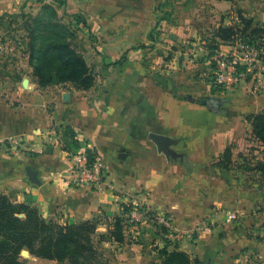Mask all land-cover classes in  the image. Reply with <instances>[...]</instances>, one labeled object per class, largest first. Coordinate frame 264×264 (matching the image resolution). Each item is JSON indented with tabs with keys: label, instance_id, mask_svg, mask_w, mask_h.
<instances>
[{
	"label": "crops",
	"instance_id": "obj_1",
	"mask_svg": "<svg viewBox=\"0 0 264 264\" xmlns=\"http://www.w3.org/2000/svg\"><path fill=\"white\" fill-rule=\"evenodd\" d=\"M30 1L0 0V15L19 11L24 2L28 7ZM259 1L262 7H258ZM77 2L79 8L89 6L88 0ZM214 2L224 9L238 4L237 13L251 18V27L264 24V0ZM220 24L230 25L222 17L214 27ZM134 51L140 52L129 50L118 56L104 50L93 55L117 64L104 69V78H95L86 90L69 85L39 87L28 77L17 84L14 75L2 80L0 73V140L12 138L20 143L17 152H0V194L14 203L29 199L43 218L61 224L93 217L107 223L132 200L164 215L181 231L215 221L210 234L198 232L178 241L179 249L196 259V264H264V212L247 213L256 203L264 202V190L236 178L242 109L226 119L200 102L206 97H222L223 90L212 94L213 55L203 50L200 64L207 68L187 83L168 79V69L148 70L142 64L143 54ZM80 53L87 62L89 52ZM235 94L240 95V90ZM263 103L264 93L247 108L264 109ZM217 108L230 111L224 102ZM256 110L249 114L261 113ZM227 147L230 164L220 167L216 163ZM79 150L102 157L106 175L101 183H69L71 155ZM27 166L37 171L39 185L29 181ZM233 208L239 211L238 218L225 222L226 211ZM106 223L98 226V232L107 231ZM138 234L128 228L123 243L106 244L123 254L130 252L131 264H144L148 247L137 242ZM128 237L134 241L129 243ZM27 255L23 264H57ZM105 264H111L110 260Z\"/></svg>",
	"mask_w": 264,
	"mask_h": 264
},
{
	"label": "rangeland",
	"instance_id": "obj_2",
	"mask_svg": "<svg viewBox=\"0 0 264 264\" xmlns=\"http://www.w3.org/2000/svg\"><path fill=\"white\" fill-rule=\"evenodd\" d=\"M44 4L55 9L56 19L64 24L67 30V42L78 52L85 50L89 52L87 63L96 79L102 80L104 69L110 68L112 64L116 65L117 62H106L104 58L100 59L93 55L109 50L118 56L121 54L124 56L129 50H138L140 52L134 51V53L143 54L142 64L148 70L168 69L170 75L168 79L175 77L187 83L190 80L193 81L203 69L207 68L206 64H200V60L205 57V54H202L203 50L209 49L207 43L212 27L218 25L221 17L226 24L237 22L236 15L239 7L237 4L234 7L231 5L229 9L220 8L216 6L214 0H88V8H79L77 0H61V2L31 0L28 7L27 2H24L19 11L0 15L2 80L7 75H14L17 84L22 82L23 77L36 80L28 59L29 36L24 25H32L31 17L38 16ZM261 5L262 2L259 1L258 7H262ZM121 40L123 45H120ZM193 40L196 45H189ZM241 43L239 39H234L230 43H219L213 48L215 50L213 56L219 50L228 56L233 52L241 56V50H239L242 47ZM5 80L8 79L5 78ZM253 84L249 78L246 83L216 88L217 90L212 91V94L223 90L221 98L224 99V104L230 111H218L221 117L227 119L228 115L232 116L237 113V110L240 112L242 109L238 116L240 147L239 154L235 156V166L239 170L236 178L251 188H259L258 190L263 191L264 176L255 168L257 161L261 158L262 145L251 135V127L246 121V115H249V111L256 110L247 107L252 99L264 93V87L253 86ZM62 85L72 86L70 83ZM236 90H240V95L235 94ZM263 110L258 108L256 111L263 112ZM19 144L6 145L0 149V152L4 155H9L13 151L17 152L20 148ZM240 188L243 190V185ZM129 205L131 206L130 203ZM140 205L136 206L137 208L133 207L136 212H141L144 208V205ZM233 210L237 209L227 210L226 213ZM237 212L239 214L238 210ZM253 212L257 214L264 212V202L256 203L248 209L247 213L251 215L250 213ZM136 222V225L129 228L131 230L136 228L139 231V234L135 235L137 242L148 247V260L144 264L158 263V250L164 245H168V249H171L172 245L178 241L168 235L169 232L157 222L155 217L150 221L149 219L146 222L135 220L133 223ZM261 235L264 239V234ZM257 237L260 238L258 235ZM130 238L128 237L127 241L132 243L134 238ZM98 249L101 257L110 260L111 264H129V262L131 264L130 252L123 254L122 250L118 251V248H112L104 241L98 243ZM23 251L19 256L20 264H23L28 256L22 253ZM122 255L123 258H121ZM41 260L49 261L38 259V261ZM56 263L70 264L68 261ZM138 264L141 263L138 262Z\"/></svg>",
	"mask_w": 264,
	"mask_h": 264
},
{
	"label": "trees",
	"instance_id": "obj_3",
	"mask_svg": "<svg viewBox=\"0 0 264 264\" xmlns=\"http://www.w3.org/2000/svg\"><path fill=\"white\" fill-rule=\"evenodd\" d=\"M55 14L53 7L44 4L39 15L31 17L32 25H24L29 36L28 59L35 82L39 87L70 83L76 89H89L95 81L92 70L83 55L67 42V30L64 24L56 19ZM237 16L238 21L234 24H220L211 29L207 43L209 49L205 48L208 56L214 54L213 48L217 44L239 39L242 45L259 50L264 63V24L251 27V18L244 17L239 11ZM214 64L212 62V66ZM246 80H249V77ZM214 89L217 90L216 87ZM217 100L224 102L222 98ZM210 110L221 111L219 108ZM246 121L251 127V135L262 145L261 159L257 161L255 168L264 176V112L249 114ZM86 152L91 155L90 150ZM230 158L231 151L227 147L216 164L227 168ZM130 210V205H123L121 213L113 216L111 221L107 220V223L100 217H93L80 222L61 224L43 218L29 199L14 203L8 196L0 194V264H20L19 256L23 250L32 256L56 262L105 264L106 260L99 253L98 243L124 242L126 230L129 226L137 224L128 217ZM146 214L149 221L155 217V213L150 210ZM102 223L107 224L105 233L97 230ZM165 230L167 231L166 228ZM158 256L159 262L154 264L198 263L196 259H191L186 252L180 250L177 243H174L171 249L164 245L158 250Z\"/></svg>",
	"mask_w": 264,
	"mask_h": 264
},
{
	"label": "built area",
	"instance_id": "obj_4",
	"mask_svg": "<svg viewBox=\"0 0 264 264\" xmlns=\"http://www.w3.org/2000/svg\"><path fill=\"white\" fill-rule=\"evenodd\" d=\"M241 56L233 52L230 56L225 54L222 50L216 51L214 57L215 64L211 72L212 85L216 88L232 87L236 84L246 82L247 77L252 81L253 86L264 87V63L262 62V55L256 48L247 45H241ZM54 142H57L53 136ZM16 144L14 139L0 140V149L6 145L13 146ZM106 175V164L101 156L91 151L89 156L85 150H79L71 155L70 167L68 170L67 180L69 183L86 185L99 184ZM131 204V209L136 206H141L137 201H128L127 205ZM143 206V204H142ZM144 207V206H143ZM137 208V207H136ZM144 207L141 212H136L133 208L130 210L128 217L133 221L146 222V217L149 211ZM238 218L237 210L228 211L225 215V222H232ZM155 219L162 224L172 239L181 241L185 238H192L194 234H210L216 226L215 221H207L202 224L199 229L192 231H181L176 228L168 218L164 215L155 214Z\"/></svg>",
	"mask_w": 264,
	"mask_h": 264
},
{
	"label": "water",
	"instance_id": "obj_5",
	"mask_svg": "<svg viewBox=\"0 0 264 264\" xmlns=\"http://www.w3.org/2000/svg\"><path fill=\"white\" fill-rule=\"evenodd\" d=\"M217 99H218L217 97H206V98L201 99L200 102L202 104H207L209 109H218L217 106L220 105L222 102ZM25 172L31 183L36 184V185L40 184L36 170L27 166L25 167ZM22 253L27 254L26 251H23ZM204 264H209V261H207Z\"/></svg>",
	"mask_w": 264,
	"mask_h": 264
}]
</instances>
